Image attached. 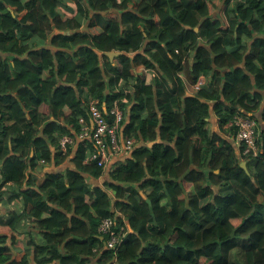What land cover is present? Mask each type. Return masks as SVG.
Masks as SVG:
<instances>
[{
	"label": "trees",
	"instance_id": "16d2710c",
	"mask_svg": "<svg viewBox=\"0 0 264 264\" xmlns=\"http://www.w3.org/2000/svg\"><path fill=\"white\" fill-rule=\"evenodd\" d=\"M70 1L73 16L65 0H0V202L20 198L8 229L34 219L42 241L29 240L30 263L0 234V264H113L98 236L107 217L130 230L117 264H264V157L243 159L248 174L224 131L239 107L264 136V0ZM95 99L109 122L118 106L121 138L140 143L109 174L114 200L87 187L95 163L27 179ZM210 112L224 135L208 130Z\"/></svg>",
	"mask_w": 264,
	"mask_h": 264
},
{
	"label": "built area",
	"instance_id": "2783aa9c",
	"mask_svg": "<svg viewBox=\"0 0 264 264\" xmlns=\"http://www.w3.org/2000/svg\"><path fill=\"white\" fill-rule=\"evenodd\" d=\"M178 54V51L176 50ZM206 84V77L201 75L192 85L196 91H200ZM87 110V117L79 116L77 128H72L69 133L59 136L54 148V152L66 156L70 147H73L76 140L90 146V154L85 160V165L95 163L98 168L104 169L106 162L111 156L121 152L129 154L132 149L138 146L139 142L134 137L122 139L120 136L121 123L124 121V112L118 106L110 110L111 121L104 116L102 111L103 103L98 100H90ZM227 135L234 140L240 148L238 150L239 160L256 159L264 157V136L258 128L256 119L243 113V110L236 109L234 115L224 126ZM231 135V136H230ZM46 161L40 159L38 164H45ZM98 236L102 240V248L111 251L113 254V264H117V254L128 236V231L124 226H117L115 218L107 217L98 224ZM97 252L96 249H93Z\"/></svg>",
	"mask_w": 264,
	"mask_h": 264
},
{
	"label": "crops",
	"instance_id": "0c3cea01",
	"mask_svg": "<svg viewBox=\"0 0 264 264\" xmlns=\"http://www.w3.org/2000/svg\"><path fill=\"white\" fill-rule=\"evenodd\" d=\"M67 1L68 2H66L65 0L64 2L65 7L63 6L62 8L63 11H65L68 15H71V16L76 15L78 10H76L75 3L70 0H67ZM241 1L244 4L246 3V1L244 0H241ZM263 5H264V2H263ZM23 14H25V11L23 12ZM108 17L115 18L116 13L111 12L108 15ZM82 29H84V26ZM116 57L117 56H115L114 58H110V60L115 61ZM132 73L135 76L137 75L141 76L142 79H144L147 84H151V82H156V79L158 77V74L154 70L145 71L143 69V66L141 65L137 67H133ZM131 89H132V83H128L123 91L127 90L125 91V94H127V92H130ZM189 96H192V95H189ZM263 106H264V100L262 101L260 108L262 109ZM105 110L106 108H105V105L103 104L102 111H105ZM237 110L241 111L242 109L238 107ZM260 112L261 111H259L258 113L256 112L257 115H260ZM206 121L208 122L207 128L211 133L224 135V131L226 130L224 129L223 131L222 129L219 128L218 121L216 120V117L213 114H211V112H210L209 117L206 119ZM54 148L55 147H52L51 149V152L53 153L52 159L45 164H37L34 170L29 171V173L27 174V179L34 180L38 185L44 180L45 181L50 180L51 179L50 177L55 174H64L66 171H69V170L71 171L80 170V167L86 164L85 160L88 158L90 154L89 152L90 146L86 143H81L80 141L78 142L76 140L75 145L69 148L67 152L68 154L66 156H63L60 153L58 154L59 155L58 159L59 158L60 159H59V162L56 163L54 162L56 160ZM130 157H131V153L126 154L125 152H121L117 155L111 156L110 159L106 162L105 167L102 170V174L97 175V176H92V177L85 176L87 187L90 189L92 188L102 189L103 191L109 193L111 197V201H113L114 200L113 195H112L113 192L111 191V188H108V185H109L108 183L111 181L109 174L119 166H126L130 162ZM7 185L8 186L12 185L15 191L18 190L13 185V183H7ZM187 191H189V189ZM10 195H11V192L7 191L3 196V201L0 202V234L8 236V239L6 240L7 244L11 241V238L15 239L14 241L16 243L12 245V250L14 252L15 257L18 260L26 258L28 262L34 263L32 249L30 245L28 244V242L30 239L33 238V240H35L36 243H42L41 239L39 238L41 234L39 230L35 227L37 226L35 224L36 221L28 217H23L18 222H16V224L13 227L14 231L8 229V224H9L11 215H13L14 213H21L24 207L23 202L21 201L20 198L15 197V199H12V197L11 198L9 197ZM124 224L127 226L129 230L127 223L124 222ZM7 244L6 243H4V245L0 244V249H2L3 246H7ZM96 263H97V259L95 258L90 261V264H96Z\"/></svg>",
	"mask_w": 264,
	"mask_h": 264
},
{
	"label": "water",
	"instance_id": "95a60500",
	"mask_svg": "<svg viewBox=\"0 0 264 264\" xmlns=\"http://www.w3.org/2000/svg\"><path fill=\"white\" fill-rule=\"evenodd\" d=\"M110 58H114L115 56H118L120 53H117V52H108L106 53ZM240 167L245 170L248 174V170L246 169V162H241L240 163Z\"/></svg>",
	"mask_w": 264,
	"mask_h": 264
},
{
	"label": "rangeland",
	"instance_id": "374dc122",
	"mask_svg": "<svg viewBox=\"0 0 264 264\" xmlns=\"http://www.w3.org/2000/svg\"><path fill=\"white\" fill-rule=\"evenodd\" d=\"M66 2H68V1L66 0ZM240 161L244 162V160H240ZM189 189H190V188H189ZM236 258L240 261V256H239V255H236ZM237 264H241V263L239 262V263H237Z\"/></svg>",
	"mask_w": 264,
	"mask_h": 264
}]
</instances>
